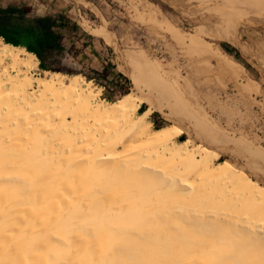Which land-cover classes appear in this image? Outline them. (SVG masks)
<instances>
[{"label":"bare ground","instance_id":"bare-ground-1","mask_svg":"<svg viewBox=\"0 0 264 264\" xmlns=\"http://www.w3.org/2000/svg\"><path fill=\"white\" fill-rule=\"evenodd\" d=\"M177 1L188 15H198L201 23L242 50V35L252 44L264 41V0ZM137 62L156 96L169 95V85L146 60ZM38 63L33 53L0 38V264H264V224L250 221L245 213L236 220L241 224L238 231L237 226L230 230L231 221L211 213L180 217L148 205L154 184L158 190L176 186V191H186L196 181L179 174L169 178L149 160L176 157L214 176L230 170L224 162L215 168L202 148L197 153L187 150L194 134L179 142L182 135L173 139L165 130L152 131L147 113L138 114L132 95L113 104L102 102L83 85L81 76H35ZM73 107L82 109L81 114L75 116ZM105 118L115 119L117 128L108 133L97 129L98 134L92 130L90 136L92 127ZM209 132L206 140L239 146L236 153L264 169L263 151ZM133 141L154 148L125 155L121 149ZM233 180L248 188L250 200L261 204L264 212V191L257 190L258 182L248 177L240 181L239 175ZM120 186L122 197L117 194ZM167 218L193 222L203 238L190 230L183 233L180 227L166 228ZM223 222L230 223L229 228ZM210 237L216 240H206Z\"/></svg>","mask_w":264,"mask_h":264},{"label":"rangeland","instance_id":"rangeland-1","mask_svg":"<svg viewBox=\"0 0 264 264\" xmlns=\"http://www.w3.org/2000/svg\"><path fill=\"white\" fill-rule=\"evenodd\" d=\"M64 1L68 5L66 12L51 16L65 20L63 27L59 23L55 27L62 36L63 50L45 55L44 65L50 69H41L39 62L35 76H41L44 72H56L66 78L81 76L83 85L89 88L92 95L110 104L130 94L134 104H138V114L147 113L146 120L151 123L152 131L165 130L163 133L167 132L166 135L173 139L182 135L179 142L188 140L194 134V141L190 139L187 150L197 153L196 150L199 152L202 148L208 151L207 158L215 163V168H220L219 163L222 162L230 167L219 177L218 174H204L197 164L192 161L193 164L186 163L188 161L183 163L176 157L149 160L151 167L160 168L165 176L170 175L169 178L179 174L189 180L195 178L192 182L196 181L193 184L189 181L192 186L189 185L187 192L176 191V186L158 190L159 185L151 184L153 187L149 190L154 192L157 199L152 197L148 205L154 209L157 207L156 210H170L180 217L211 213L231 221V224L226 223L227 228L232 226L230 230L239 224L236 220H239L242 212L250 221L264 224L261 204L250 200L248 188L242 182L233 180L238 179V175L240 181L248 177L253 183L258 182L256 188L263 192L264 169L252 165L240 152L236 153L239 146L220 145L206 140L207 136L212 135L211 131L242 140L251 148L264 152V41L252 44L242 35L240 43L246 47L242 50L220 36L212 26L201 23L198 15H188L177 0L171 1L180 6L169 0ZM36 6V0H0L1 9H15L10 14H0V29L7 24L24 25L41 17L36 12ZM145 60L167 82L169 95L156 96L158 93L152 88L151 80L142 78L143 69L140 73L141 65L135 62L143 63ZM117 82L121 83V89L116 87ZM76 108L71 109L76 111ZM79 110L82 112V109ZM79 110L73 111L74 115H79ZM108 119L99 120L103 127L98 126L99 123L98 128L92 127L88 134L91 136V131L97 129L105 130V133L115 130L116 120ZM195 130L202 136L196 135ZM131 135L130 131L125 138L130 139ZM229 147L233 150L237 148L234 152L232 149L228 151ZM153 148V145L133 141L121 150L125 155H132L144 154ZM197 156L199 153L195 154V158ZM217 156L221 158L220 161L216 160ZM118 191L120 197L125 195L121 186ZM167 219L164 222V225L169 222L166 228L180 227L183 233L189 234L190 230L203 238L193 222L184 218L177 222L174 220L177 218L173 221ZM221 224L226 227L224 222ZM239 226L236 228L238 231Z\"/></svg>","mask_w":264,"mask_h":264},{"label":"trees","instance_id":"trees-1","mask_svg":"<svg viewBox=\"0 0 264 264\" xmlns=\"http://www.w3.org/2000/svg\"><path fill=\"white\" fill-rule=\"evenodd\" d=\"M170 3L176 4L175 1L169 0ZM180 6V5H178ZM15 9H1L0 14H10ZM60 24L63 27L64 19H55L51 16L39 17L30 20L24 25H12L7 24L0 29V38L7 44H11L16 47H23L29 53H33L40 62V68L43 70H49L50 68L44 65V56L54 51H62V36L55 30L56 24ZM106 71V69H103ZM118 77H122L121 74H117ZM89 79L88 77H86ZM126 82L127 79L123 78ZM118 88H122L120 82H117Z\"/></svg>","mask_w":264,"mask_h":264},{"label":"crops","instance_id":"crops-1","mask_svg":"<svg viewBox=\"0 0 264 264\" xmlns=\"http://www.w3.org/2000/svg\"><path fill=\"white\" fill-rule=\"evenodd\" d=\"M36 4V12H39L41 17L58 15L68 9L64 0H36Z\"/></svg>","mask_w":264,"mask_h":264}]
</instances>
